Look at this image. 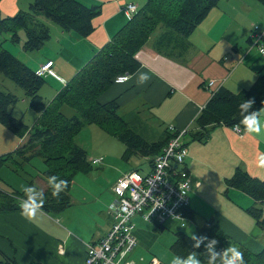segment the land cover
Listing matches in <instances>:
<instances>
[{
	"label": "crops",
	"instance_id": "1",
	"mask_svg": "<svg viewBox=\"0 0 264 264\" xmlns=\"http://www.w3.org/2000/svg\"><path fill=\"white\" fill-rule=\"evenodd\" d=\"M32 1L0 0V19L27 11ZM78 1L87 7H100V14L92 21L94 31L88 37L81 38L73 32H64L57 25L40 17L50 32V39L42 50L23 51L21 46L25 36L18 33L20 30L17 32L16 44L11 42L9 34L5 35L4 41L9 39L13 45L5 46L7 43H2L6 51L34 71L38 66L53 62L52 70L55 74L47 76L53 88L52 95L63 89L131 20L124 12L126 4H134L140 10L146 3V0ZM254 31L264 33L263 5L257 0H221L199 23L188 40L177 39L178 45L185 49L177 57L179 59L176 55L182 49L158 51L154 43L160 36L149 38L135 55V60L139 63L138 69L130 74L125 84L111 83L98 101L100 104L115 101L118 114L122 118L131 114L145 115L148 120L162 127L163 131L169 125L176 131L189 130L199 112L220 87L233 94L240 93L253 84L260 72H264V55L258 48L250 46ZM138 71L146 72L150 76L147 84L137 86ZM209 81L213 83L205 89ZM260 119L264 125V111L261 112ZM26 137L20 139L0 124V156L10 153L14 155L25 145L23 142ZM184 143L187 148L185 166L192 184L187 211L193 212L194 219L192 221L186 218L180 229L191 226L196 229L202 223L212 220L219 232L232 244H238L239 248L253 254L260 253L264 248V229H260L256 221L247 214V209L255 205L253 199L239 190L226 189L222 182L230 178L238 168L251 177L264 180V169L257 167L258 157L264 154V130L258 136L244 135L243 131L239 133L231 127L219 125L204 143ZM31 161L32 159L29 162ZM103 161L104 163L95 167H104L107 162L110 163L109 157H105ZM5 167L8 172L0 171L2 194H21L11 190H21L31 180L35 188L47 187V182L42 179V174L46 171L44 163L43 169L36 170V173L31 171L29 174L23 172V166L20 169L18 164L7 163ZM15 167L20 170L15 172ZM100 169V174H103L104 170ZM108 169L112 168L106 170ZM118 173L119 171L113 179L108 180L107 187L110 192L106 197L107 211L103 203L96 209V204L102 199H94L88 195L94 205L88 206L86 200L77 202L76 215H70V212L64 214L67 209L59 214H46L42 211L29 221L20 215V210L0 212V254L16 264H83L86 245L98 242L113 224L109 214L114 200L111 187L121 176ZM209 184L216 189L212 190ZM14 200L16 203L17 200ZM103 210L108 219L102 223L96 214ZM206 210L210 211L208 215L204 214ZM134 224L137 245L127 256L134 261L132 254L138 243L147 245V250L152 252L156 250V243L161 239L162 233L172 232L170 225L165 228L164 223L159 230L153 225L144 224L139 217H134ZM178 232L179 229L172 232L170 245L175 241V234ZM184 233L189 235L188 232ZM147 234L152 235L153 240H148Z\"/></svg>",
	"mask_w": 264,
	"mask_h": 264
},
{
	"label": "trees",
	"instance_id": "2",
	"mask_svg": "<svg viewBox=\"0 0 264 264\" xmlns=\"http://www.w3.org/2000/svg\"><path fill=\"white\" fill-rule=\"evenodd\" d=\"M220 1L146 0L137 14L47 104L39 95L44 86V79L36 76L34 70L2 48L4 36L9 34L11 42L16 44L17 32L25 30L26 39L21 46L22 50L39 51L50 39L48 27L40 20L42 17L64 32H73L81 38H86L94 31L92 21L100 14V7H87L78 0H33L26 12L0 19V73L24 92L30 100V109L39 116L35 130L31 131L9 112L10 108L17 103V96L0 90V124L20 139L30 135L28 142L14 155L0 156V168L8 163L18 164L21 169V166L33 157L39 156L46 166V171L42 174L43 180L47 182V177L56 175L69 182L68 188L60 194L59 198L51 195L48 183L47 187H44L45 190L41 188L46 198L43 212L59 214L71 205L69 191L75 175L90 169L86 153L73 143V137L83 123L95 124L108 135L122 142L126 148L125 159H129L132 152L142 157L159 154L172 137L167 128L163 131L162 140L150 143L140 133L129 128L126 121L118 114L115 101L100 104L98 99L110 87L118 74H133L138 69L139 63L135 60V55L147 43L157 25L164 26L165 33L157 38L154 45L158 51L163 52L176 48L178 51L182 49L177 53L176 57H178L185 49L182 45H178L177 39H187ZM257 2L264 6V0H257ZM249 98H255L254 110L264 107V72H260L253 84L240 93L233 94L220 87L199 112L191 129L187 130V135L192 140L204 143L219 125L231 128L238 126L243 130V125L240 124L243 117L240 115L238 106L243 100ZM65 109L70 110L72 115L67 116L63 112ZM37 145L40 146V151L36 150ZM13 169L15 172L20 170L17 167ZM224 185L226 189L239 190L253 199L255 205L247 209V214L256 221L260 229H264V216L261 209V205H264V180L251 177L238 168L230 178L225 179ZM28 186H33V180L29 181ZM0 195V212L20 210L14 199L22 197L23 193L10 196L0 192ZM187 209L188 207L182 209V215L186 216L185 219L189 218L193 221V212ZM154 226L156 229H162L160 225ZM195 235L216 239L217 251L232 244L219 232L212 220L198 226ZM192 244L191 237L180 231L175 234V241L170 246V250L176 256L186 257L192 250ZM239 249L244 254L245 264H264V248L258 254ZM199 251L203 264H207L203 245ZM0 264L16 263L0 254Z\"/></svg>",
	"mask_w": 264,
	"mask_h": 264
},
{
	"label": "rangeland",
	"instance_id": "3",
	"mask_svg": "<svg viewBox=\"0 0 264 264\" xmlns=\"http://www.w3.org/2000/svg\"><path fill=\"white\" fill-rule=\"evenodd\" d=\"M128 4H130V3H128ZM135 8H136V6H135ZM137 12H138V10L136 8L135 14H137ZM164 30H165L164 26L157 25L149 38L152 39L158 35L162 36L165 33ZM18 33H21L25 36V30H20ZM25 39H26V37H25ZM187 40H188V38H187ZM5 43H7V44H5ZM47 43H45V45ZM4 44H5V46H9L8 44L13 45V43H11L9 39L7 41H3V45ZM3 45H2V48H3ZM42 48L40 50H42ZM3 49L5 50V48H3ZM254 52H255V50L253 51V53ZM177 59H179V58H177ZM123 74H128V73H123ZM118 75H121V74H118ZM43 79L45 81L44 87H43V90H41L39 92V95L41 96L43 102L45 104H47L48 102H50V100H52V98L54 97V95L56 93L52 95L53 88L51 87V83H50V80L48 79V77L43 78ZM113 84H114V82H113ZM0 90H2L4 92L13 93L14 95L17 96L18 101L13 107L10 108L9 112L11 113V115L13 117L21 120L22 123L24 125H26L31 131L35 130V127L38 124L37 121H38L39 117L37 116V114L34 111H32L30 109L29 98H27L24 95V92L18 86H16L13 82H11L9 79H7L2 73H0ZM63 112L67 116H70L72 114V112L68 109L63 110ZM123 119L126 121V123L128 124L130 129H132L133 131H136L137 133H140L144 139L150 140L149 141L150 143L162 140L163 128L160 126H157L156 123L148 120L145 117V115L140 116V115H136V114H131L130 116H124ZM169 126H171V125H169ZM149 127H152V128L150 129ZM168 127H167V130H168ZM234 127H232V128H234ZM236 127L239 129V133H242L243 130H241L238 126H236ZM180 131H182V130H180ZM180 131L175 130V132H180ZM184 131H185V135L181 139L182 142L183 141L188 142L187 145L188 144L190 145L191 142H197L196 140H192L191 137L189 135H187V129ZM168 132H169V130H168ZM169 133H171V132H169ZM171 134H172V137L176 135L175 133H171ZM157 135H158V137H157ZM29 136H27L24 139V141H25V142H23L24 144H26L28 142ZM185 136H186V138H184ZM183 138H184V140H183ZM73 143L76 147L82 149L86 153L87 162L90 165V169L88 171H86L85 173L77 174L75 179H74V183H73V185L70 189V192H69V196L71 198V205H70L69 209H67L65 211V213L63 212L64 214H66L67 212H70L69 213L70 215H72V214L76 215L77 210H78L77 202H79V201L86 200V201H88L87 202L88 206L94 205L89 200L88 195H90L91 197H94V199H96V198L102 199L101 202H98L96 204V209H98L100 207V205L103 203V206L105 207V211H107L106 206L108 204V200H106V197L108 196V193L110 192L108 190V187H107L108 180L113 179L114 176L116 175V172H118V171H119V173H121V175L124 173H127V172H131V171H136L139 173H146L152 167L154 160H155V157L158 155L157 154L155 156L142 157V155H138L135 152H132L129 155V159H125L124 158V151L126 149L125 145L122 142H120L118 139H115L114 137L108 135L99 126H97L95 124L87 125V124L83 123L81 129L74 135ZM184 145H185V143H184ZM185 147H186V145H185ZM36 150L40 151V146L37 145ZM105 157H109L110 163L107 162L106 166H104V167H95V166H100L102 163H104L103 159ZM97 158H102V163L99 165H93L91 161L94 159H97ZM184 166H185V160H184ZM99 168H102L104 170L103 174H100L102 172H101V169L99 170ZM107 168H112V169L106 170ZM185 168H186V166H185ZM39 169H43V163H42L39 156L33 157L32 161L29 162V164L26 163V165H23V172H25L27 174L31 173V171L36 173V170H39ZM1 170H3L2 171L3 173L8 172V169L5 166L1 167L0 171ZM0 178H2V176H0ZM117 179H116V181H117ZM190 182H191V180H190ZM114 183H113V185H114ZM222 183L224 184V182H222ZM209 186L212 188V190L216 189L215 186H212L211 184H209ZM13 187H16V186H13ZM36 189L42 190L41 187H37ZM45 189L46 188H44V190ZM191 189H192V184H191V188H190V191L188 194L189 196L191 193ZM11 191H18L19 193H22V191L18 190V189L11 190ZM111 192H112V189H111ZM112 195H113V198L115 199L113 192H112ZM222 197H223V195H222ZM0 202H1V199H0ZM17 203L19 206L20 198L17 199ZM262 210H263V216H264V205L262 206ZM209 213H210V211H208V210H206L204 212L205 215H208ZM96 216L99 219V221L102 223L104 221H107V219H108V216L106 215L104 210H103V212L96 214ZM57 217L60 220V216L58 215ZM110 217H111V215H110ZM135 217H138V216H135ZM110 220L112 221V217ZM143 223L146 225H149V226L157 225L155 223H146L144 221H143ZM180 223L181 222L176 220V219L169 218L165 221L164 227L168 228V225H170L173 233H174V230L179 229V231L188 232L190 237L192 235H195L196 229L194 226H191V227L183 230V229H180L181 228ZM189 224H192V223H189ZM160 226H162V225H160ZM149 230L151 231L150 228H149ZM172 232H163L161 239H159L158 243H156V245H157V246H155L156 250H154L152 252L147 250V247H148L147 245L138 243V247L135 249L134 253L132 254L133 259H135V261L134 260L133 261L135 263H138V264H171V260L173 259L174 256H176L170 250V246L172 244L170 245L169 243L173 238ZM147 239L153 240L152 235L147 234ZM100 240H98V241H100ZM232 245H235L239 248L238 244H231L230 246H232ZM242 249H244V248H242Z\"/></svg>",
	"mask_w": 264,
	"mask_h": 264
},
{
	"label": "built area",
	"instance_id": "4",
	"mask_svg": "<svg viewBox=\"0 0 264 264\" xmlns=\"http://www.w3.org/2000/svg\"><path fill=\"white\" fill-rule=\"evenodd\" d=\"M129 18L135 15L133 4L124 6ZM250 46L258 48L264 54V33L253 32ZM53 62L49 61L35 70L36 76L46 78L54 75ZM129 74L114 78V84H125ZM209 81L205 89L212 85ZM171 137L160 154L155 157L152 167L146 173L131 171L122 174L112 186L115 199L109 213L113 224L106 235L97 243L87 244L83 264H137L127 256L135 248L134 217L138 216L146 223L163 225L169 218L176 219L184 226L182 209L189 205L191 182L189 172L184 166L187 148L181 141L185 131L175 132L172 126ZM234 131L239 132L235 126ZM97 161H99L97 163ZM93 165L102 163V158L91 161Z\"/></svg>",
	"mask_w": 264,
	"mask_h": 264
},
{
	"label": "clouds",
	"instance_id": "5",
	"mask_svg": "<svg viewBox=\"0 0 264 264\" xmlns=\"http://www.w3.org/2000/svg\"><path fill=\"white\" fill-rule=\"evenodd\" d=\"M136 77L137 86L145 85L150 80V76L146 72L138 71ZM254 104L255 98H249L243 100L238 106L240 115L243 117L240 124L243 125L244 135L255 134L258 136L264 130V125H262L260 119L261 112L264 109L254 110ZM257 167L264 169V154H260L258 157ZM47 183L51 188V195L55 198H59L60 194L66 191L69 184L67 180L61 179L56 175L47 177ZM21 191L23 196L20 197V215L24 219L31 221L42 213L46 198L43 191L37 190L34 186L24 185ZM191 240L193 244L189 254L186 257L174 256L171 264H203L199 251L202 245L207 264H245L243 252L235 245L217 251L216 245L218 241L216 239L192 235Z\"/></svg>",
	"mask_w": 264,
	"mask_h": 264
}]
</instances>
